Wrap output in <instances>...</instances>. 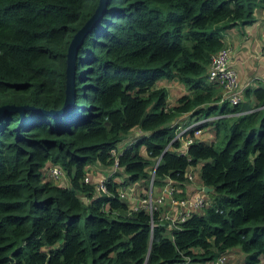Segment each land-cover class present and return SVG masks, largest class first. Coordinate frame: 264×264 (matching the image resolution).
Masks as SVG:
<instances>
[{"label": "trees", "instance_id": "1", "mask_svg": "<svg viewBox=\"0 0 264 264\" xmlns=\"http://www.w3.org/2000/svg\"><path fill=\"white\" fill-rule=\"evenodd\" d=\"M97 1L0 0V106L26 107L0 114V264H208L233 248L240 264L264 263V86L230 105L207 79L224 32L264 0H106L76 53L72 103L50 116L64 105L69 40ZM160 80L185 89L173 105ZM183 114L182 126L212 117L183 133L186 148L172 140ZM111 150L117 169L98 194L86 171L112 167ZM197 165L212 191L171 238L156 212L117 195L152 175L190 196L185 173ZM52 166L59 180L45 179Z\"/></svg>", "mask_w": 264, "mask_h": 264}, {"label": "built area", "instance_id": "2", "mask_svg": "<svg viewBox=\"0 0 264 264\" xmlns=\"http://www.w3.org/2000/svg\"><path fill=\"white\" fill-rule=\"evenodd\" d=\"M230 49L222 47L210 57V62L207 66V79L221 86L222 93L219 101H226L230 105L238 104L242 101V89L239 87L234 69L229 65ZM228 114L225 116H231ZM237 115V114H236ZM212 117H206L187 125L178 124L174 131L172 140L177 139L181 142L183 148H186L191 142L192 137L184 136L185 131L192 132L193 137L197 136L201 130L197 128L198 124L210 120ZM116 150H111L110 154L113 157L114 171L117 169ZM184 153V152H183ZM157 163V162H156ZM195 167H188L185 173L187 187L194 186L193 194L190 196L178 197L176 195L177 188L174 187L171 181L166 180L162 187H159L154 193L146 194L143 197L133 198V201L126 202L130 207V211H144L149 216L157 213L159 220L166 223V228L169 233L171 230L178 229L179 224L185 221L194 213H199L205 207L206 198L201 189L202 185L197 184L194 179ZM48 177L52 180H59L64 176L62 170L56 166L47 169ZM110 176V175H109ZM102 176L95 182V191L98 194H106L105 181L109 177ZM85 181L88 178L85 176ZM196 184V185H195ZM135 185V184H134ZM117 190V195L120 198H130L135 190L132 186L120 187ZM154 194V195H153ZM177 264H194L185 258L182 263ZM196 264V263H195ZM208 264H226L225 255H220Z\"/></svg>", "mask_w": 264, "mask_h": 264}, {"label": "crops", "instance_id": "3", "mask_svg": "<svg viewBox=\"0 0 264 264\" xmlns=\"http://www.w3.org/2000/svg\"><path fill=\"white\" fill-rule=\"evenodd\" d=\"M253 18V21L247 25L225 31L223 37L224 46L230 49L229 65L235 71L237 83L242 89V98L246 88L264 86V10L254 9ZM181 118L186 119L187 114L178 117L177 122ZM197 169L198 167L195 166L196 171ZM102 176L106 175L99 174L96 168L89 167L86 171L89 180L99 179ZM187 189L194 190V186H189Z\"/></svg>", "mask_w": 264, "mask_h": 264}, {"label": "water", "instance_id": "4", "mask_svg": "<svg viewBox=\"0 0 264 264\" xmlns=\"http://www.w3.org/2000/svg\"><path fill=\"white\" fill-rule=\"evenodd\" d=\"M106 0H98L94 12L71 36L65 52V68H64V105L58 111H47L46 114L50 116H57L65 113L73 100L74 88V70L75 58L79 46L86 34L91 30L95 22L98 20L102 11L104 10ZM25 106L3 105L0 106V114L10 111L22 112ZM204 194L210 193L212 188L207 186L201 187Z\"/></svg>", "mask_w": 264, "mask_h": 264}, {"label": "rangeland", "instance_id": "5", "mask_svg": "<svg viewBox=\"0 0 264 264\" xmlns=\"http://www.w3.org/2000/svg\"><path fill=\"white\" fill-rule=\"evenodd\" d=\"M156 86L157 87H166V91H167V96H166V101L169 105H173L174 102H175V99L184 94L185 92V89L183 88V86L176 82V81H164V80H160L156 83ZM168 87V88H167ZM184 91V92H183ZM186 119L185 118H181L179 119V124L180 123H183L185 122ZM205 129L202 130V135L201 136H204L206 139H209L208 141H211L214 139V137L212 136V132L210 130H207L205 133L203 131H205ZM135 130H132L131 132L128 133V135L126 136V140L130 139L131 137H133L132 135L135 134ZM124 142V141H123ZM123 144V143H120L119 146ZM198 169L197 171L195 170V174H194V179L196 181L197 184H199V179H198V174H199V165H197ZM92 168H96V170L98 171V173L100 174H104V175H111L113 172H114V167L112 165V167H106V166H102V165H91L90 166V169ZM44 177L45 179H50L48 177V174H47V171L44 173ZM152 175H151V178H150V181L147 183L146 186H142L141 183H135V185H130L129 186H132V188H134L135 190L133 191V194L132 196L129 198V201H133L132 199L133 198H137V197H143L145 196L146 194H150V193H154L156 191V188L153 183H152ZM51 180V179H50ZM67 181V179H66ZM196 185V184H195ZM128 186V187H129ZM95 187V185H94ZM127 187V186H125ZM96 193V191H95ZM154 195V194H153ZM125 200V199H124ZM226 257V264H240L241 261H242V257L243 255L241 254V252L237 249V248H233L231 249V251L229 252V255H225ZM260 264H264L262 261Z\"/></svg>", "mask_w": 264, "mask_h": 264}]
</instances>
